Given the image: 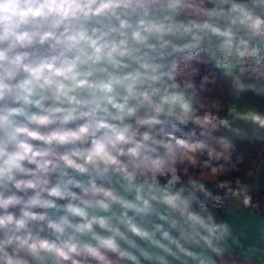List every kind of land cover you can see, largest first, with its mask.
I'll return each instance as SVG.
<instances>
[{
	"label": "clouds",
	"instance_id": "9594fccd",
	"mask_svg": "<svg viewBox=\"0 0 264 264\" xmlns=\"http://www.w3.org/2000/svg\"><path fill=\"white\" fill-rule=\"evenodd\" d=\"M204 55L264 78V0H0V264H212Z\"/></svg>",
	"mask_w": 264,
	"mask_h": 264
},
{
	"label": "crops",
	"instance_id": "0c3cea01",
	"mask_svg": "<svg viewBox=\"0 0 264 264\" xmlns=\"http://www.w3.org/2000/svg\"><path fill=\"white\" fill-rule=\"evenodd\" d=\"M210 59L227 81L225 112L215 116L218 120L228 119L231 127L237 130L236 132L224 130V135L230 142L264 139V130L242 118L249 113L264 116V78L245 73L241 82L246 87L240 90L233 78L239 73L226 75L224 69L217 67L216 60L211 57ZM196 179L205 185V192L208 195L222 190V185L217 180ZM236 186L239 190L233 191L227 211L211 210L214 223L221 229L226 226L227 231L216 233L212 240V248L204 246L196 250L209 257L212 264H264V209L255 206L241 194L242 190L264 192V156L253 173L238 178Z\"/></svg>",
	"mask_w": 264,
	"mask_h": 264
},
{
	"label": "trees",
	"instance_id": "16d2710c",
	"mask_svg": "<svg viewBox=\"0 0 264 264\" xmlns=\"http://www.w3.org/2000/svg\"><path fill=\"white\" fill-rule=\"evenodd\" d=\"M199 62L193 61L199 68V75L196 76L198 86L203 85L200 93L202 102L206 110L213 115L225 112L227 101V81L225 76L213 65L210 56L204 55L198 58ZM206 77V79H202ZM215 150L222 153L219 158H210L207 154H197L196 163L188 165L191 169L189 175L194 178H206L217 180L222 185L231 184L235 186L234 191H238L236 186L238 178L243 175L253 173L261 158L264 156V139L233 141L227 150L215 145ZM210 161L206 166L205 162ZM215 167L217 171L212 172ZM255 206L264 209V201H252Z\"/></svg>",
	"mask_w": 264,
	"mask_h": 264
},
{
	"label": "built area",
	"instance_id": "2783aa9c",
	"mask_svg": "<svg viewBox=\"0 0 264 264\" xmlns=\"http://www.w3.org/2000/svg\"><path fill=\"white\" fill-rule=\"evenodd\" d=\"M242 190V189H241ZM241 194L252 201H258L264 199V192H254L242 190ZM201 195L202 199H205L209 208L212 211L225 212L228 210L231 202L232 193L224 190H217L211 195Z\"/></svg>",
	"mask_w": 264,
	"mask_h": 264
},
{
	"label": "water",
	"instance_id": "95a60500",
	"mask_svg": "<svg viewBox=\"0 0 264 264\" xmlns=\"http://www.w3.org/2000/svg\"><path fill=\"white\" fill-rule=\"evenodd\" d=\"M224 188L226 191L230 192V193H233L234 189H235V186L234 185H231V184H225L224 185Z\"/></svg>",
	"mask_w": 264,
	"mask_h": 264
}]
</instances>
